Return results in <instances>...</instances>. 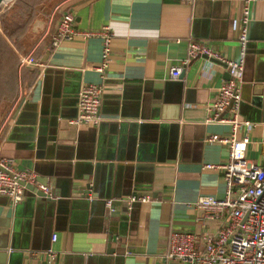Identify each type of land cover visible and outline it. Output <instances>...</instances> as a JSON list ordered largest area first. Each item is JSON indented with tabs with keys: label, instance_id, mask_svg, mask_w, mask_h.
I'll return each instance as SVG.
<instances>
[{
	"label": "crops",
	"instance_id": "crops-1",
	"mask_svg": "<svg viewBox=\"0 0 264 264\" xmlns=\"http://www.w3.org/2000/svg\"><path fill=\"white\" fill-rule=\"evenodd\" d=\"M238 6L233 0H62L56 6L44 46L35 56L26 51L32 60L18 75L12 66L1 73L0 92L9 104L0 121V155L40 181L54 180L58 197L25 189L12 203L0 194V264H187L162 256L167 237L172 230L212 232L224 223L225 215L206 217L192 202L224 194L222 173L203 164L226 159L225 146L205 138L227 134L228 126L205 122L203 108L225 71L202 56L183 61L190 39L238 58L232 24ZM64 10L76 29L111 28L102 73L94 68L96 34L48 47ZM247 36L238 111L251 125L239 131L248 138L246 158L264 166V0L249 5ZM172 66L180 67L175 78ZM88 82L101 84V120L72 125L66 120L76 114L77 89ZM85 182L89 198L71 195V184ZM130 193L150 199L127 208L122 199ZM106 197L115 206L111 213ZM48 247L52 262L45 261Z\"/></svg>",
	"mask_w": 264,
	"mask_h": 264
},
{
	"label": "built area",
	"instance_id": "built-area-1",
	"mask_svg": "<svg viewBox=\"0 0 264 264\" xmlns=\"http://www.w3.org/2000/svg\"><path fill=\"white\" fill-rule=\"evenodd\" d=\"M239 3L238 13L232 19L236 27V41L240 56L232 59L222 56L205 41L190 39L186 46V62L189 58L202 56L207 62H214L220 70L228 73L217 87L215 95L203 105L206 111L205 122H218L228 126L227 134L211 133L206 136L209 142L225 146L227 157L221 162L205 163L203 167L213 168L222 173L224 194L222 197L198 195L192 205L203 211L204 216L225 221L212 232L198 234L195 231L172 230L169 232L163 257L187 264H264V166L246 158L247 135L240 132L248 129L251 122L239 117L241 102L240 77L242 74L243 52L247 42L249 5L256 0H233ZM4 1L1 5H4ZM0 5V6H1ZM96 34L100 38V61L94 66L102 73L108 63L109 41L113 32L107 23L96 30H79L74 27V18L69 10L59 13L50 34L48 47L52 48L62 39L76 35ZM25 61V59H23ZM180 67L170 68V77L179 74ZM101 84L83 83L76 92V114L68 118L72 125L100 122ZM25 185H33L48 199L58 194L52 185L43 183L35 172L23 167L16 168L10 156L0 155V194L16 203L24 196ZM147 194L130 193L122 199L127 208L135 203L148 201ZM107 213L115 206L111 198H103ZM51 233L50 240H54ZM46 262H52L55 252L45 249Z\"/></svg>",
	"mask_w": 264,
	"mask_h": 264
},
{
	"label": "rangeland",
	"instance_id": "rangeland-1",
	"mask_svg": "<svg viewBox=\"0 0 264 264\" xmlns=\"http://www.w3.org/2000/svg\"><path fill=\"white\" fill-rule=\"evenodd\" d=\"M62 0H7L0 6V53L6 54L7 65H2L0 55V76L12 66V71L18 69L27 60L24 54L30 50V55L44 46V32L58 9L56 6ZM25 59V61L23 60ZM2 80L0 79V84ZM1 90V89H0ZM2 93L0 92V97ZM9 101L0 103V121L4 118Z\"/></svg>",
	"mask_w": 264,
	"mask_h": 264
},
{
	"label": "water",
	"instance_id": "water-1",
	"mask_svg": "<svg viewBox=\"0 0 264 264\" xmlns=\"http://www.w3.org/2000/svg\"><path fill=\"white\" fill-rule=\"evenodd\" d=\"M4 1H7V0H0V5L4 2ZM225 74H226V77H228V73L225 71ZM78 90V89H77ZM261 98H264V92L262 93V95H261ZM262 103V105H263V103H264V101H262L261 102ZM75 116V115H74ZM67 121V120H66ZM52 124H54V123H52ZM37 135L38 134H34V136L31 138V140L32 141H34V142H36L37 141ZM40 181V180H39ZM70 181V180H69ZM41 182H43V183H47V182H49L51 185H52V187H53V189H54V191H55V183H54V180H50V181H47L46 180V178L43 180V181H41ZM90 183H87V182H85V183H80V184H78V183H76V184H71L69 187H71V195H73V196H75V197H79V196H81V197H84L85 199H87V198H89L90 196H89V190H90ZM25 188L26 189H28V190H31L32 191V193L34 194V195H36V196H38V197H42V198H45V197H43L42 195H41V192L39 191V190H37L36 188H35V186H33V185H25ZM75 198H73L72 200H74ZM110 237L111 236H108V238L110 239Z\"/></svg>",
	"mask_w": 264,
	"mask_h": 264
},
{
	"label": "trees",
	"instance_id": "trees-1",
	"mask_svg": "<svg viewBox=\"0 0 264 264\" xmlns=\"http://www.w3.org/2000/svg\"><path fill=\"white\" fill-rule=\"evenodd\" d=\"M10 85H12L13 84V80H12V78L9 80V82H8ZM9 101V98H7L5 95H1V97H0V103H4V104H6L7 102Z\"/></svg>",
	"mask_w": 264,
	"mask_h": 264
}]
</instances>
